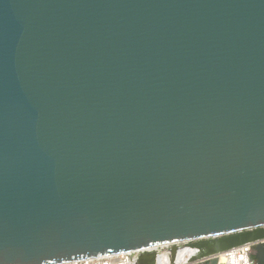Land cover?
Segmentation results:
<instances>
[{
	"label": "water",
	"instance_id": "obj_1",
	"mask_svg": "<svg viewBox=\"0 0 264 264\" xmlns=\"http://www.w3.org/2000/svg\"><path fill=\"white\" fill-rule=\"evenodd\" d=\"M252 243L264 0H0V264Z\"/></svg>",
	"mask_w": 264,
	"mask_h": 264
},
{
	"label": "built area",
	"instance_id": "obj_2",
	"mask_svg": "<svg viewBox=\"0 0 264 264\" xmlns=\"http://www.w3.org/2000/svg\"><path fill=\"white\" fill-rule=\"evenodd\" d=\"M258 243L247 244L238 248L228 250L216 256L207 258L198 264H208L217 259L218 264H256V248ZM173 246H162L147 250L131 251L126 253L114 254L99 258L84 259L64 264H134L135 259L147 253H158L162 255L169 252Z\"/></svg>",
	"mask_w": 264,
	"mask_h": 264
},
{
	"label": "bare ground",
	"instance_id": "obj_3",
	"mask_svg": "<svg viewBox=\"0 0 264 264\" xmlns=\"http://www.w3.org/2000/svg\"><path fill=\"white\" fill-rule=\"evenodd\" d=\"M197 250L190 248L187 244L181 245V250L178 257V264H188L191 257L197 254ZM170 253L164 252L161 255L160 263L169 264Z\"/></svg>",
	"mask_w": 264,
	"mask_h": 264
}]
</instances>
